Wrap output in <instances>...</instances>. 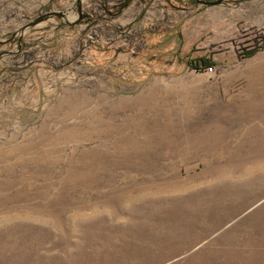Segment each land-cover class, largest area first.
<instances>
[{
    "label": "rangeland",
    "instance_id": "rangeland-1",
    "mask_svg": "<svg viewBox=\"0 0 264 264\" xmlns=\"http://www.w3.org/2000/svg\"><path fill=\"white\" fill-rule=\"evenodd\" d=\"M48 11L75 0H0V41ZM0 264H264V0L26 29L0 56Z\"/></svg>",
    "mask_w": 264,
    "mask_h": 264
},
{
    "label": "water",
    "instance_id": "water-1",
    "mask_svg": "<svg viewBox=\"0 0 264 264\" xmlns=\"http://www.w3.org/2000/svg\"><path fill=\"white\" fill-rule=\"evenodd\" d=\"M196 3L199 2L201 4L211 6L223 3V0H195ZM75 16H67L61 11H48L45 13L38 14L34 18L25 22L21 26H19L15 31H13L8 39L0 41V44L9 41L12 37H15V49L14 50H3L0 51V56L4 54H15L21 43V36L26 29L34 27L35 25L49 19L50 17H56L58 20L62 21L65 24H74L77 23L81 18V0H75Z\"/></svg>",
    "mask_w": 264,
    "mask_h": 264
},
{
    "label": "built area",
    "instance_id": "built-area-1",
    "mask_svg": "<svg viewBox=\"0 0 264 264\" xmlns=\"http://www.w3.org/2000/svg\"><path fill=\"white\" fill-rule=\"evenodd\" d=\"M204 69L208 72L212 71V66L211 65H208V66H205Z\"/></svg>",
    "mask_w": 264,
    "mask_h": 264
},
{
    "label": "trees",
    "instance_id": "trees-1",
    "mask_svg": "<svg viewBox=\"0 0 264 264\" xmlns=\"http://www.w3.org/2000/svg\"><path fill=\"white\" fill-rule=\"evenodd\" d=\"M209 63H210V62H206L205 64H206V65H207V64L209 65ZM192 67H194V68H198V66H196L195 64H194ZM199 67H201V64H200Z\"/></svg>",
    "mask_w": 264,
    "mask_h": 264
}]
</instances>
